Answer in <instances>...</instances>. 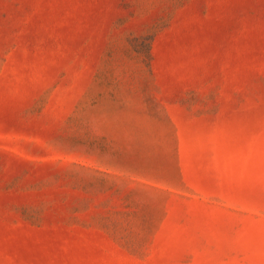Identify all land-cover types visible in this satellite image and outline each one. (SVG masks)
<instances>
[{"label": "rangeland", "instance_id": "374dc122", "mask_svg": "<svg viewBox=\"0 0 264 264\" xmlns=\"http://www.w3.org/2000/svg\"><path fill=\"white\" fill-rule=\"evenodd\" d=\"M0 264H264V0H0Z\"/></svg>", "mask_w": 264, "mask_h": 264}]
</instances>
